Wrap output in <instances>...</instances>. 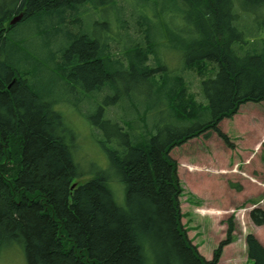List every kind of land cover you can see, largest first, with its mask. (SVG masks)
<instances>
[{
  "label": "trees",
  "instance_id": "1",
  "mask_svg": "<svg viewBox=\"0 0 264 264\" xmlns=\"http://www.w3.org/2000/svg\"><path fill=\"white\" fill-rule=\"evenodd\" d=\"M162 1L178 4L192 27L180 42L186 66L203 70L201 65L209 62L218 67L214 77L202 81L207 105L187 99L184 79L166 74L161 80L165 88L157 93L169 122L156 124V133L138 144L131 137L135 120L115 121L99 108L89 120L108 136L104 143L119 140L118 147L105 148L114 173L95 167L93 177L83 181L86 175L75 159L78 136L55 109L51 93L38 90L36 82L21 72L27 67L9 41L11 31L19 27L10 25L12 19L24 13L21 22L60 21L46 46L53 48L50 59H59L54 70L74 91L95 93L106 86L117 90L118 76L122 84L136 85L141 94L140 82L153 84L159 68L147 67L143 49L131 52L127 64L113 60L107 40L70 29L76 20L69 18L79 7L88 2L114 5L121 15L119 0H0V253L18 245L27 264H218L223 249L233 242V219L211 261L189 239L182 223V182L171 151L213 133L233 147L219 125L242 105L264 102V46L243 55L234 52L233 45L243 40L234 0ZM236 4L249 13L264 10V0ZM121 21L123 17L118 24ZM146 30L151 44L156 35L150 26ZM128 89L119 91V101L128 98ZM138 102L140 106L134 105L146 108V114L154 112L142 97ZM113 179L125 185L122 204L111 187ZM250 219L263 226L264 210L253 209ZM246 245L248 259L264 264V246L255 235H247Z\"/></svg>",
  "mask_w": 264,
  "mask_h": 264
},
{
  "label": "rangeland",
  "instance_id": "2",
  "mask_svg": "<svg viewBox=\"0 0 264 264\" xmlns=\"http://www.w3.org/2000/svg\"><path fill=\"white\" fill-rule=\"evenodd\" d=\"M237 1L234 0L235 11L240 18L236 25L243 33V40L235 43L233 50L239 55L252 53L257 47H261V51L264 46V10L249 13L240 9ZM118 3L123 7L121 15L114 5L99 6L88 2L72 14L69 21L75 19L76 23L69 27L75 34L84 33L107 40L111 58L124 64L128 63L131 52L143 49L148 54L147 67L159 69L153 84L145 79L140 82L141 94L135 89L136 85L122 84L118 76L117 90L114 91L106 86L100 92L84 93L66 85L67 82L54 70L59 59H50L53 48L49 51L46 46L51 38V41L54 39L52 28L60 25L57 18L51 24L21 22L9 35V41L25 58L23 64L28 70L22 68L23 75L36 82L38 90L51 93L55 109L77 134L75 159L86 175L83 181L93 177L91 171L95 167L114 173L105 148L118 147L119 140L114 138L113 145L104 143L108 136L89 120L99 108L104 109L103 116L105 114L112 120H135L132 143H142L156 133V124L162 126L169 122L165 102L159 100L157 93L165 88L161 80L166 74L183 78L186 98H193L199 106L205 107L207 101L202 93V81L214 77L218 71V67L209 62L201 65L205 67L203 70L198 66H186L180 46L183 43L180 42L183 33L192 27L182 17L178 4L162 0H119ZM120 17L123 21L118 24ZM145 19L156 35L151 44L146 39L148 26H145ZM47 33H50L49 37ZM56 37L65 40L63 35ZM126 88L130 90L125 94L128 98L119 101V91ZM139 97L145 99L146 107L154 112L146 114V108H137L134 102L140 106ZM219 127L230 139L232 148L213 133L208 138L204 135L194 137L171 151L172 158L178 163L183 187L180 199L182 223L201 255L211 261L220 243L227 238L229 220L233 219V242L223 249L218 264H253L247 256V235H255L264 246V225L258 227L250 219L255 207L264 210V102L242 105L236 115L224 119ZM111 187L122 204L125 185L113 179ZM0 264H27V261L22 249L12 245L1 251Z\"/></svg>",
  "mask_w": 264,
  "mask_h": 264
},
{
  "label": "bare ground",
  "instance_id": "3",
  "mask_svg": "<svg viewBox=\"0 0 264 264\" xmlns=\"http://www.w3.org/2000/svg\"><path fill=\"white\" fill-rule=\"evenodd\" d=\"M21 14L23 15V17H22V20H23V19H24V13H21ZM21 14H20V15H21ZM17 16H18V15H17ZM17 16H15V17H17ZM15 17H14V18H15ZM14 18H13V19H14ZM22 20H21V21H22ZM21 21H18L17 24H15V25H18ZM24 23H26V22H24ZM145 24H146L147 26H150V25H149V21L146 20V19H145ZM15 25H13V26H15ZM146 25H145V26H146ZM33 88H35V87H33ZM189 169H190L191 171L194 170V169H192V168H189ZM76 186H77V184L74 183L73 186H72V189H74Z\"/></svg>",
  "mask_w": 264,
  "mask_h": 264
},
{
  "label": "water",
  "instance_id": "4",
  "mask_svg": "<svg viewBox=\"0 0 264 264\" xmlns=\"http://www.w3.org/2000/svg\"><path fill=\"white\" fill-rule=\"evenodd\" d=\"M22 17H23L22 14H21V15H18L17 17H15V18L11 21V25L13 26V25L17 24L18 21H21V20H22Z\"/></svg>",
  "mask_w": 264,
  "mask_h": 264
},
{
  "label": "crops",
  "instance_id": "5",
  "mask_svg": "<svg viewBox=\"0 0 264 264\" xmlns=\"http://www.w3.org/2000/svg\"><path fill=\"white\" fill-rule=\"evenodd\" d=\"M261 227H263V226H261Z\"/></svg>",
  "mask_w": 264,
  "mask_h": 264
}]
</instances>
